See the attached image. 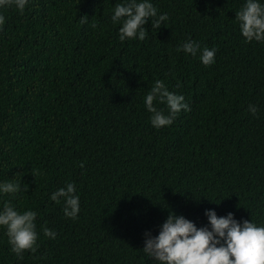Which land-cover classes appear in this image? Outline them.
Returning <instances> with one entry per match:
<instances>
[{
	"label": "trees",
	"instance_id": "trees-1",
	"mask_svg": "<svg viewBox=\"0 0 264 264\" xmlns=\"http://www.w3.org/2000/svg\"><path fill=\"white\" fill-rule=\"evenodd\" d=\"M118 2L0 8V180L20 184L0 206L35 211L38 234L17 255L0 228V264H155L144 234L169 211L198 227L205 209L264 223V42L239 32L244 0H152L168 19L143 41L119 39ZM187 39L215 47V62L177 52ZM155 80L189 105L159 129L144 106ZM67 182L75 219L49 199Z\"/></svg>",
	"mask_w": 264,
	"mask_h": 264
},
{
	"label": "clouds",
	"instance_id": "clouds-1",
	"mask_svg": "<svg viewBox=\"0 0 264 264\" xmlns=\"http://www.w3.org/2000/svg\"><path fill=\"white\" fill-rule=\"evenodd\" d=\"M29 0H0V8L14 6L23 11ZM151 18V19H150ZM81 22H87L81 17ZM168 19L166 13L157 14L152 0H121L115 4L111 15L113 24H119L118 37L143 41L148 30L144 27L151 22L152 28H159ZM239 32L246 42H264V0H244L241 8L235 12ZM5 17L0 14V25ZM94 27V25H93ZM193 57L199 55L200 62L211 65L215 62L216 48H201L198 41L187 39L177 47ZM163 104L164 109L154 105ZM144 106L151 114L150 123L154 128H161L173 123L178 113L189 110L184 96L170 91L163 81L155 80L144 96ZM247 111L253 116L258 112L255 105L249 104ZM27 189V186L24 190ZM20 191V184L11 180H0V197L14 195ZM49 199L60 203L63 201L65 217L75 219L79 212V195L75 184L67 182L51 192ZM207 224L197 226L184 215L168 212L156 235L145 232L143 253L155 264H264V223L252 219L234 217L232 212L218 216L214 209H205ZM37 213L31 209L19 211L8 200L0 206V228L4 230L10 250L20 255L22 251L35 252L37 232ZM43 234L51 239L55 231L45 227Z\"/></svg>",
	"mask_w": 264,
	"mask_h": 264
}]
</instances>
